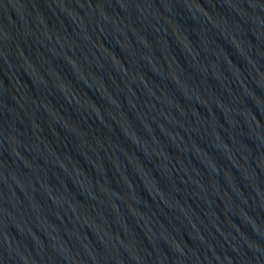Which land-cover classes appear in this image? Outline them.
<instances>
[{"label": "water", "instance_id": "water-1", "mask_svg": "<svg viewBox=\"0 0 264 264\" xmlns=\"http://www.w3.org/2000/svg\"><path fill=\"white\" fill-rule=\"evenodd\" d=\"M0 264H264V0H0Z\"/></svg>", "mask_w": 264, "mask_h": 264}]
</instances>
